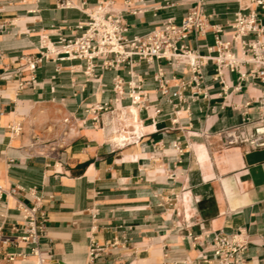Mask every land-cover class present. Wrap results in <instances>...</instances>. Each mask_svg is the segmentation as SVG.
<instances>
[{
  "label": "crops",
  "instance_id": "0c3cea01",
  "mask_svg": "<svg viewBox=\"0 0 264 264\" xmlns=\"http://www.w3.org/2000/svg\"><path fill=\"white\" fill-rule=\"evenodd\" d=\"M62 1L0 0V182L5 189L33 188L41 196L39 212L46 221L39 248L45 260L83 264L93 237L100 244L121 243L98 264H114L120 256L127 264H205L217 234L244 230L243 264H264V147H225L220 136L244 112L259 116L264 85L250 75L252 66L240 68L247 80L223 71L224 96L209 60L202 69L207 97L192 98L187 88L186 102H178L161 94L156 77L162 73L174 91L175 83L190 78L186 60L140 61L132 72L145 94V109L128 99L127 66L104 69L97 62L87 75L84 61L48 59L31 73L26 61L38 55L43 36L53 43L72 38L79 34L75 26L88 20L78 9L60 7ZM70 1L77 6L85 1L89 11L107 0ZM110 1L126 38L167 21L179 24L193 6V0ZM248 4L205 0L203 13L229 40L234 14ZM256 11L264 23V9ZM185 43L199 55L215 56L210 27L204 35L191 32ZM232 47L239 55L238 45ZM118 79L124 95L116 102ZM19 82H25L22 88ZM102 103L122 109L118 115L127 118L125 130L134 140L113 146L110 139L126 137L124 123L113 117L116 133L94 123L90 108ZM98 115L105 121L108 113ZM17 124L15 134L11 128ZM20 203L31 204L23 191L0 197V235L11 240L0 246V264H7V253L28 251L14 243L24 224Z\"/></svg>",
  "mask_w": 264,
  "mask_h": 264
},
{
  "label": "built area",
  "instance_id": "2783aa9c",
  "mask_svg": "<svg viewBox=\"0 0 264 264\" xmlns=\"http://www.w3.org/2000/svg\"><path fill=\"white\" fill-rule=\"evenodd\" d=\"M111 1L100 2L94 8L87 11L86 2L80 6L73 4L70 0H63L59 6L62 8H75L83 12L88 20L79 22L75 30L79 34L72 38L51 42L47 36L40 40V50L37 56H30L26 65L33 73L38 65L44 60L64 61L79 60L85 62V73L91 75L97 62L104 69H117L120 66H127L130 80L127 83L128 99L133 105L140 108H147L145 105V94L133 80V66L143 61L147 64L155 60L165 59L168 62L181 59L186 60L190 78L188 81L180 80L175 83L176 89L170 91L168 81L159 73L156 77L158 88L162 95L171 96L178 102H186L184 92L190 89V96L195 98L199 95L207 97L206 87L203 83L202 69L209 60L216 64L213 79L221 85V92L226 96L227 85L223 79V71L236 72L239 80H247L248 75L242 73L240 68L243 65L252 66V78H257L264 85V23L260 21L256 9H264V0H249L247 7L239 8L234 14L231 24L229 40H223L224 33L222 26L210 25L203 13L205 0H193V6L189 8L179 24L167 21L161 28L151 30L143 35H135L126 38V27L121 16L111 11ZM253 7V9H250ZM249 9L247 12L245 10ZM210 27L214 34L215 56L199 55L185 43L191 32L204 35ZM237 44L240 54L236 55L233 45ZM30 82H34L31 77ZM25 82H19L22 88ZM114 101L118 102L124 95V82L118 79L113 84ZM239 89V86L236 88ZM259 116L250 118L247 112L242 114L241 121L220 132L222 143L225 147L244 145L250 149L264 147V95L259 98ZM94 123H100L101 127L108 130L112 125L113 117L122 113V109L110 107L108 103H102L90 108ZM107 112L105 121L101 119L98 112ZM160 109H155V114ZM122 131L126 137L119 141L110 139L114 147H122L134 140L130 132L125 130L127 118H123ZM64 123L68 119L63 120ZM19 124L12 127L13 133H19ZM173 147L182 153L178 143ZM23 191L31 200V204L20 203L18 209L24 220L22 234L15 237L14 243H23L28 251L18 253H7L5 259L7 264H49L39 248L40 237L45 232V215L39 212L41 196L36 194L33 188L15 186L5 189L0 182V197L14 195ZM11 242L10 237L0 235V246ZM121 244L117 240L112 242L98 243L95 238H90L87 257L83 264H98L111 249ZM248 246V235L244 230H238L231 234H217L212 245V255L204 260L205 264H243V254ZM32 258V259H30ZM19 260V263H15ZM114 264H127L123 257L116 259Z\"/></svg>",
  "mask_w": 264,
  "mask_h": 264
},
{
  "label": "bare ground",
  "instance_id": "6f19581e",
  "mask_svg": "<svg viewBox=\"0 0 264 264\" xmlns=\"http://www.w3.org/2000/svg\"><path fill=\"white\" fill-rule=\"evenodd\" d=\"M114 120L115 121H120V120H123V119H122V117H120L119 115H117V116L114 117ZM110 130L112 131V133H116L117 132V130H113V121H112V125L110 126ZM114 139L116 140V138H114Z\"/></svg>",
  "mask_w": 264,
  "mask_h": 264
}]
</instances>
